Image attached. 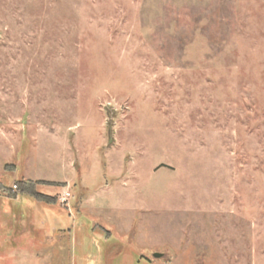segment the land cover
Instances as JSON below:
<instances>
[{
	"label": "rangeland",
	"instance_id": "rangeland-1",
	"mask_svg": "<svg viewBox=\"0 0 264 264\" xmlns=\"http://www.w3.org/2000/svg\"><path fill=\"white\" fill-rule=\"evenodd\" d=\"M17 181L64 225L28 264H264V0H0Z\"/></svg>",
	"mask_w": 264,
	"mask_h": 264
},
{
	"label": "crops",
	"instance_id": "crops-1",
	"mask_svg": "<svg viewBox=\"0 0 264 264\" xmlns=\"http://www.w3.org/2000/svg\"><path fill=\"white\" fill-rule=\"evenodd\" d=\"M66 194L61 196L59 200H64L65 198L67 201ZM16 195L17 193L12 198H16ZM5 196L10 197L0 190V198ZM48 204H58V202L55 201ZM43 209L49 214V224L43 221V218L40 216L43 211L38 207L0 206V240H2L3 246L6 248H3L0 252V258L3 261H16L28 264L35 260L44 259L45 251L35 249L36 241L38 239H45V245L51 246L55 243L53 235L57 231L62 230L64 225L59 214L53 208L48 207ZM39 224L42 226L41 228H38ZM46 229L50 236L46 235Z\"/></svg>",
	"mask_w": 264,
	"mask_h": 264
},
{
	"label": "trees",
	"instance_id": "trees-1",
	"mask_svg": "<svg viewBox=\"0 0 264 264\" xmlns=\"http://www.w3.org/2000/svg\"><path fill=\"white\" fill-rule=\"evenodd\" d=\"M34 183H27V182H22V181H17L16 183V190H4V192L12 197L16 193H21V194H27L32 196L35 200L44 202V203H54L55 199L54 197H49L47 195H42L39 193L33 186Z\"/></svg>",
	"mask_w": 264,
	"mask_h": 264
},
{
	"label": "water",
	"instance_id": "water-1",
	"mask_svg": "<svg viewBox=\"0 0 264 264\" xmlns=\"http://www.w3.org/2000/svg\"><path fill=\"white\" fill-rule=\"evenodd\" d=\"M162 254H155L154 257L159 258Z\"/></svg>",
	"mask_w": 264,
	"mask_h": 264
},
{
	"label": "built area",
	"instance_id": "built-area-1",
	"mask_svg": "<svg viewBox=\"0 0 264 264\" xmlns=\"http://www.w3.org/2000/svg\"><path fill=\"white\" fill-rule=\"evenodd\" d=\"M15 188V187H14ZM64 200H65V198H64Z\"/></svg>",
	"mask_w": 264,
	"mask_h": 264
}]
</instances>
